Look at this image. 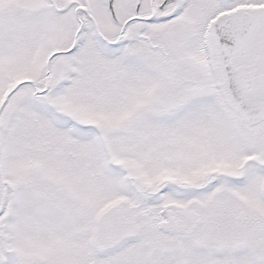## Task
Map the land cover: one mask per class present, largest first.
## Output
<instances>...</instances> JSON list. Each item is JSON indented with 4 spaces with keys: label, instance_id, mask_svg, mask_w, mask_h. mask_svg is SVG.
Segmentation results:
<instances>
[{
    "label": "snow or ice",
    "instance_id": "obj_1",
    "mask_svg": "<svg viewBox=\"0 0 264 264\" xmlns=\"http://www.w3.org/2000/svg\"><path fill=\"white\" fill-rule=\"evenodd\" d=\"M0 264H264V0H0Z\"/></svg>",
    "mask_w": 264,
    "mask_h": 264
}]
</instances>
